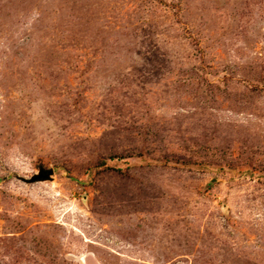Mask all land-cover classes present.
<instances>
[{
	"label": "rangeland",
	"instance_id": "374dc122",
	"mask_svg": "<svg viewBox=\"0 0 264 264\" xmlns=\"http://www.w3.org/2000/svg\"><path fill=\"white\" fill-rule=\"evenodd\" d=\"M0 264H264V0H0Z\"/></svg>",
	"mask_w": 264,
	"mask_h": 264
},
{
	"label": "water",
	"instance_id": "95a60500",
	"mask_svg": "<svg viewBox=\"0 0 264 264\" xmlns=\"http://www.w3.org/2000/svg\"><path fill=\"white\" fill-rule=\"evenodd\" d=\"M52 175V169L39 168L36 174L32 175L29 179H23L22 181L26 184L40 183L51 180Z\"/></svg>",
	"mask_w": 264,
	"mask_h": 264
}]
</instances>
